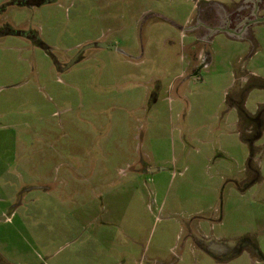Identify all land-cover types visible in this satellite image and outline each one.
I'll return each mask as SVG.
<instances>
[{"label":"rangeland","instance_id":"obj_1","mask_svg":"<svg viewBox=\"0 0 264 264\" xmlns=\"http://www.w3.org/2000/svg\"><path fill=\"white\" fill-rule=\"evenodd\" d=\"M241 1L0 0V264H264L199 245L264 254V23L193 32Z\"/></svg>","mask_w":264,"mask_h":264},{"label":"flooded vegetation","instance_id":"obj_2","mask_svg":"<svg viewBox=\"0 0 264 264\" xmlns=\"http://www.w3.org/2000/svg\"><path fill=\"white\" fill-rule=\"evenodd\" d=\"M243 6V4H242ZM244 8L237 13H232L230 16H224V14H221L218 19H219V28H222L223 30H226L227 27L232 28V29H237L238 30H243L242 33H240L241 38H246L249 36L250 29L253 25L256 23V17L257 15L260 14L264 10V0H258L255 3H252L249 9H245V4L243 6ZM250 10V13L247 15V17L243 18V15L246 14V12ZM212 14L207 17V20H203L207 22V25L210 27L215 26L212 23ZM250 19L249 21L245 19ZM244 20V22L239 26L236 22L237 20ZM221 20V21H220ZM264 23V22H261ZM203 30H206L207 32L208 29L203 28ZM234 36V35H233ZM235 38H239L238 36H234ZM205 60V59H204ZM250 115V114H249ZM242 126L245 130V134L249 135L252 138V141L259 140L262 137V133L264 131V109L259 111L256 115L253 116H248L246 119L243 121ZM254 132H257L258 134H254ZM254 153L252 152L251 157H253ZM252 161H249V166L251 165ZM253 168L250 166L249 170L251 171ZM254 173V172H253ZM255 175H257L255 173ZM254 175V176H255ZM256 178V177H255ZM204 240V239H203ZM199 245L201 249H204L207 253H209L211 256H213L216 259H229L233 258L235 255L240 254L244 251L250 252V254L253 257H256L260 262L264 263V254L262 251L259 249L257 245H254L251 243L248 239H243L241 240L235 247L229 248L226 246L224 243L221 241H200Z\"/></svg>","mask_w":264,"mask_h":264},{"label":"crops","instance_id":"obj_3","mask_svg":"<svg viewBox=\"0 0 264 264\" xmlns=\"http://www.w3.org/2000/svg\"><path fill=\"white\" fill-rule=\"evenodd\" d=\"M256 1L258 0H242L240 3L239 6H237L236 8H233V9H226L222 6H219V4H216L218 6H215V5H212V6H209L208 8L211 9L214 13L216 12L217 13V16H220L221 14H224V16H230L232 13H237L238 11L242 10L244 7V4H245V9H249V7L251 6L252 3H255ZM243 4V6H242ZM258 17H256L257 19ZM204 20V18H203ZM202 19H200L198 22H197V25L195 26V28L193 29V32H197L195 35H196V38L199 42H203L205 39H209V37H211L212 33H214L216 31V29H218V27H210L207 25V22L203 21ZM203 28H206L208 29V32L209 35L202 40L201 37H199V34L202 32V31H206V30H203ZM219 29H222V28H219ZM230 35H234V36H240V33H242L243 30H238V27L237 29H232V28H229L227 27L226 30ZM207 32V31H206ZM253 116V115H251ZM238 124H241L240 123V118H239V121H238Z\"/></svg>","mask_w":264,"mask_h":264},{"label":"water","instance_id":"obj_4","mask_svg":"<svg viewBox=\"0 0 264 264\" xmlns=\"http://www.w3.org/2000/svg\"><path fill=\"white\" fill-rule=\"evenodd\" d=\"M256 22H264V18L262 19H258L256 20ZM92 47H99V48H104V49H114L113 46H110V45H107V44H104V43H99V44H95V45H92V46H89L88 48H92ZM204 67V66H202Z\"/></svg>","mask_w":264,"mask_h":264},{"label":"trees","instance_id":"obj_5","mask_svg":"<svg viewBox=\"0 0 264 264\" xmlns=\"http://www.w3.org/2000/svg\"><path fill=\"white\" fill-rule=\"evenodd\" d=\"M242 107H239V112L240 113H242V117H240V123L242 124L243 123V121L246 119V117H248V116H250L247 112H246V110H244V109H241Z\"/></svg>","mask_w":264,"mask_h":264}]
</instances>
